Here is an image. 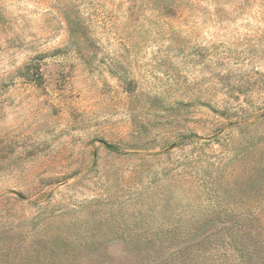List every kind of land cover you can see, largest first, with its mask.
Returning <instances> with one entry per match:
<instances>
[{"label":"rangeland","instance_id":"1","mask_svg":"<svg viewBox=\"0 0 264 264\" xmlns=\"http://www.w3.org/2000/svg\"><path fill=\"white\" fill-rule=\"evenodd\" d=\"M0 264H264V0H0Z\"/></svg>","mask_w":264,"mask_h":264}]
</instances>
